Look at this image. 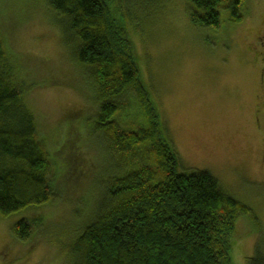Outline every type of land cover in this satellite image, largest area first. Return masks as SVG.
Returning <instances> with one entry per match:
<instances>
[{"label":"rangeland","instance_id":"374dc122","mask_svg":"<svg viewBox=\"0 0 264 264\" xmlns=\"http://www.w3.org/2000/svg\"><path fill=\"white\" fill-rule=\"evenodd\" d=\"M246 3L243 19L230 22L224 15L219 32L193 23L186 0H137L124 16L142 79L178 153V172L209 171L250 210L235 225L234 264H250L258 244L264 256V0ZM0 34L21 58L19 83L31 84L28 106L51 157L72 113L89 156L79 171L68 165L71 172L56 159L55 200L0 215V264H73L72 244L95 220L102 181L113 169L89 129L97 113L93 83L45 0H0ZM49 78L68 86H45ZM21 220L35 222L26 240L13 234Z\"/></svg>","mask_w":264,"mask_h":264},{"label":"trees","instance_id":"16d2710c","mask_svg":"<svg viewBox=\"0 0 264 264\" xmlns=\"http://www.w3.org/2000/svg\"><path fill=\"white\" fill-rule=\"evenodd\" d=\"M45 1L59 16L76 48L77 64L93 83L91 97L97 113L88 121L89 129L92 137L100 138L105 157L113 165L101 184L95 220L72 241L73 264H234L235 225L250 210L229 195L209 171L178 172V153L142 79L124 24L125 12L137 0ZM186 1L193 23L219 32L224 15L230 22L243 19L248 0ZM31 59L46 71L40 58ZM18 60L20 56L11 53L7 39L0 34L3 216L60 195L52 183L59 179L56 159L68 172V165L79 171L89 161L79 145L75 113L68 115L65 140L55 158L51 157L28 106L31 84L19 83L18 78L23 77ZM44 83L68 86L55 78ZM33 225L34 221L21 220L14 237L28 239ZM258 245L250 264H264Z\"/></svg>","mask_w":264,"mask_h":264},{"label":"bare ground","instance_id":"6f19581e","mask_svg":"<svg viewBox=\"0 0 264 264\" xmlns=\"http://www.w3.org/2000/svg\"><path fill=\"white\" fill-rule=\"evenodd\" d=\"M15 228H16V227L14 226V227H13V232L15 231Z\"/></svg>","mask_w":264,"mask_h":264}]
</instances>
